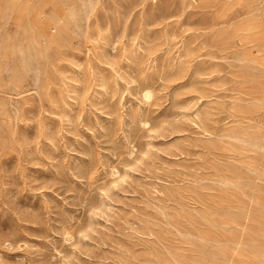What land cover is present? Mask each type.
I'll list each match as a JSON object with an SVG mask.
<instances>
[{"label": "rangeland", "instance_id": "rangeland-1", "mask_svg": "<svg viewBox=\"0 0 264 264\" xmlns=\"http://www.w3.org/2000/svg\"><path fill=\"white\" fill-rule=\"evenodd\" d=\"M0 264H264V0H0Z\"/></svg>", "mask_w": 264, "mask_h": 264}]
</instances>
